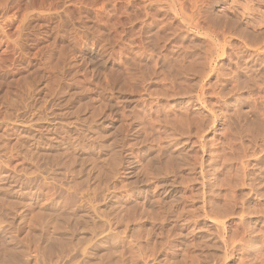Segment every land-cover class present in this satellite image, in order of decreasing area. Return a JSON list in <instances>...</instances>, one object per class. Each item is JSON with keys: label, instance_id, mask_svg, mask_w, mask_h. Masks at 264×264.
<instances>
[{"label": "rangeland", "instance_id": "1", "mask_svg": "<svg viewBox=\"0 0 264 264\" xmlns=\"http://www.w3.org/2000/svg\"><path fill=\"white\" fill-rule=\"evenodd\" d=\"M217 1L207 25L225 14L259 40ZM126 2L0 0V264H264L262 66L241 73L182 28L136 41ZM72 211L86 232L56 225Z\"/></svg>", "mask_w": 264, "mask_h": 264}, {"label": "bare ground", "instance_id": "2", "mask_svg": "<svg viewBox=\"0 0 264 264\" xmlns=\"http://www.w3.org/2000/svg\"><path fill=\"white\" fill-rule=\"evenodd\" d=\"M220 4L222 5H226L227 4V0H218ZM217 1V3H218ZM253 0H246V6L243 7V13H239V5L237 4V0H233L229 6L228 9H232L231 11V15L234 17H238V21H239V25H245V29H251L253 32L256 33V37H259V40H247L244 39L243 36L238 35L234 30H231L228 28V23L230 21V19L225 16V14H223V18L225 19L224 21V25L222 26V28H220L219 30H217V28H213L210 25H207L206 22L207 20H209L210 16H208L209 12V8L211 5V0H127V2L130 3V5H132V3H134V5H137L136 7V11H134V13L130 10L132 7H130V13L132 12V16L131 15H127L126 18L129 21H139L138 23H140V27L138 28L140 31V36L138 37V39L136 41H140L142 43H144L145 41L148 43L153 41L157 42L160 38L164 39L163 41H168L171 40L174 42V40H176L178 37L179 38H183L184 40L189 39L188 37H185V35H181L179 33H177V31L182 28L185 29L184 31H186L187 34H191L192 32L197 34L196 39L198 41H200L203 46L205 47V45H212L213 46V50L215 49V53L212 52V50L210 49V47H208L206 50V47L204 48L206 51L204 52H210L211 57L216 54L218 57H221V59H226L229 56H233L236 61V65H239L240 68V72L242 73V71H246L247 69L250 70V68H253L255 66L261 65V69L264 70V26L261 27V25H258V23H256L254 20H252L250 23V19L248 16L251 15V12L253 11ZM110 2V0H109ZM120 2V1H119ZM124 2V1H123ZM126 2V4H127ZM239 2V1H238ZM259 2V1H258ZM216 3V2H215ZM229 3V2H228ZM252 5H249L251 4ZM257 3V2H256ZM255 3V5H256ZM103 4V3H102ZM133 5V6H134ZM228 7V6H227ZM256 8V7H255ZM134 10V8H133ZM255 11V10H254ZM259 11V10H257ZM129 14V11L128 13ZM253 14V13H252ZM256 14V13H255ZM229 15V14H228ZM81 16V15H80ZM125 16V15H124ZM252 16V15H251ZM254 17V16H253ZM256 17V16H255ZM124 18V17H123ZM240 18H243L242 21L240 20ZM236 19V20H237ZM246 20V21H245ZM262 21V20H261ZM263 22V21H262ZM131 23V22H130ZM133 25V24H132ZM139 25V24H138ZM89 26V25H88ZM134 27V26H133ZM153 29H156L155 31ZM182 31V30H180ZM249 31V30H248ZM138 33V31H136ZM244 32V31H243ZM163 36H160V35ZM126 35V34H125ZM129 35V34H128ZM136 35V33H135ZM180 35V36H179ZM127 37V35H126ZM137 37V36H136ZM135 37V38H136ZM134 38V39H135ZM120 39V38H119ZM146 39V40H145ZM124 40V38H123ZM132 40V39H131ZM130 40V41H131ZM180 40V39H178ZM127 41L129 42V40L127 39ZM182 41V40H181ZM191 41V39H190ZM193 41V40H192ZM232 41H237L236 43H232ZM132 42V41H131ZM185 42V41H184ZM240 42V43H238ZM158 43V42H157ZM187 43V42H186ZM193 43V42H192ZM149 44V43H148ZM151 46L152 43H150ZM200 44V43H199ZM149 46V45H148ZM147 46V47H148ZM181 46V45H180ZM179 46V47H180ZM199 46V45H197ZM211 46V48H212ZM145 47V46H144ZM143 47V48H144ZM155 47V45L153 46V48ZM202 49V46L200 47ZM149 50H151L150 48H148ZM146 49V50H148ZM155 49V48H154ZM186 49V48H185ZM148 50V53H149ZM156 50V49H155ZM152 51V50H151ZM161 51V50H160ZM251 51H257V53H255V55H248L249 52ZM147 52V51H146ZM155 52V51H153ZM158 52V51H157ZM212 52V53H211ZM203 53V52H202ZM151 54V52H150ZM149 54V55H150ZM153 54V53H152ZM161 54V53H160ZM206 54V53H205ZM209 54V53H208ZM209 54V56H210ZM156 55V54H155ZM215 55V56H216ZM161 56V55H160ZM197 56V55H196ZM207 56V55H206ZM149 57V56H148ZM211 57L208 59L209 61L211 60ZM152 58V57H150ZM164 59V58H163ZM231 60V59H230ZM237 65V66H238ZM222 66V65H221ZM226 67V66H225ZM173 69V68H172ZM224 69V68H223ZM228 69V68H227ZM238 73V71H236ZM239 72V73H240ZM260 72V71H259ZM218 73H220L218 71ZM240 73V74H241ZM182 74V73H181ZM233 74V72H232ZM236 74V73H235ZM234 76H228V73L226 75H222V86L223 88H225V86L227 84H229L231 86V91H233V93L236 91L237 88H241L240 86V81L238 82L237 77H239L238 75ZM239 74V75H240ZM263 74V73H262ZM237 78V79H236ZM250 88V87H249ZM203 89V88H202ZM242 89V88H241ZM239 89V90H241ZM237 89V91H239ZM248 90V89H247ZM236 93V92H235ZM225 94V93H224ZM223 94V95H224ZM237 95V94H236ZM150 96V95H149ZM232 96V95H231ZM224 97V96H223ZM157 98V97H156ZM200 97H197L198 102L201 104V101L199 99ZM202 98V97H201ZM204 98V97H203ZM224 99V98H222ZM253 99V98H251ZM255 99V98H254ZM196 100V101H197ZM240 100V99H239ZM195 101V102H196ZM219 101V100H218ZM225 101V100H224ZM194 102V100H193ZM229 103V102H228ZM223 104V103H222ZM157 107V106H156ZM144 111V110H143ZM196 112V111H195ZM197 114V113H196ZM187 116V115H186ZM200 116V115H199ZM52 117V116H49ZM184 117V116H182ZM215 117V116H214ZM53 118V117H52ZM51 118V119H52ZM187 118V117H186ZM195 118V117H194ZM50 119V118H49ZM54 119V118H53ZM52 119V120H53ZM48 120V119H47ZM215 120V119H214ZM221 120V119H220ZM158 121V120H157ZM178 121V120H177ZM194 121V119H193ZM188 122V121H187ZM189 122H192L191 120H189ZM189 122L187 124H189ZM48 123V121H47ZM51 123V122H50ZM49 123V124H50ZM186 123V122H185ZM167 127V126H166ZM52 128V127H51ZM180 128V127H179ZM40 129H42V127H40ZM152 129V128H151ZM44 130H47L44 128ZM49 130V129H48ZM178 130V129H177ZM187 130V129H185ZM192 130V129H191ZM200 131V130H199ZM171 132V131H170ZM147 134V133H146ZM167 135V134H166ZM178 135V134H177ZM149 137V136H148ZM33 139V138H32ZM31 139V140H32ZM46 139V138H45ZM115 142V141H114ZM156 142V141H155ZM162 143V142H161ZM160 144V142H159ZM163 146V145H162ZM159 147V146H157ZM176 148V147H175ZM168 149V148H166ZM183 149V148H182ZM163 150V149H162ZM184 153V152H183ZM165 154V152H164ZM173 154V153H172ZM68 155V154H67ZM111 155V154H110ZM182 155V154H181ZM149 156V155H148ZM171 158V155L169 156ZM180 158V157H179ZM144 159V158H143ZM169 159V158H168ZM152 160V159H151ZM154 160V158H153ZM149 161V160H148ZM185 161V160H184ZM153 162V161H152ZM169 162V160H168ZM161 163V161H160ZM171 163V160L169 162V164ZM153 166V165H151ZM55 167V166H54ZM58 168V167H57ZM81 168V167H80ZM168 169V168H167ZM153 170V169H152ZM157 170V169H156ZM155 170V174L156 171ZM174 170V169H173ZM165 172V171H164ZM134 174V173H133ZM159 174V172H158ZM157 174V175H158ZM173 174V173H172ZM33 175V174H32ZM160 175V174H159ZM171 175V174H170ZM28 176V175H27ZM31 176V175H30ZM73 176V175H72ZM164 176V175H163ZM28 178V177H26ZM43 178V177H42ZM45 178V177H44ZM177 178V177H176ZM31 179V178H30ZM150 179V178H149ZM28 180V179H27ZM29 181V180H28ZM27 181V182H28ZM31 181V180H30ZM29 181V182H30ZM160 181V180H159ZM178 182V181H177ZM70 183V182H68ZM168 184V183H167ZM165 182H162V184L160 185L162 188V195L167 194L169 196V193H172V189L171 188V192L169 189L170 186H168ZM185 184V183H184ZM30 185V184H29ZM183 185V184H182ZM158 187V186H157ZM72 188V187H71ZM31 189V188H30ZM30 191V190H28ZM160 191V190H159ZM31 192V191H30ZM29 194V192H28ZM34 194V192H33ZM147 194V193H146ZM32 195V194H31ZM91 195V194H90ZM157 195V194H156ZM172 195V194H171ZM31 198V197H30ZM157 198V197H156ZM170 198V197H169ZM36 199V198H34ZM83 199V198H82ZM87 202L89 201V198H87ZM113 200V199H112ZM165 200V199H164ZM156 201V200H155ZM92 204V203H91ZM89 205H90V201H89ZM88 205V206H89ZM87 206V205H86ZM91 206V205H90ZM92 207V206H91ZM94 208V207H93ZM92 208V209H93ZM78 209V208H77ZM84 209V208H83ZM86 210V209H85ZM84 210V211H85ZM91 210V209H90ZM94 210V209H93ZM75 211V209H74ZM87 211V210H86ZM71 213V212H70ZM69 215H64V217H59V221L56 222L61 228L59 229H63V230H75V231H79L78 234H80V232H86L87 226L90 224V221H92V216L91 214H89L88 212H82V211H76L73 212ZM68 214V213H67ZM97 214V213H96ZM61 218V219H60ZM96 218V217H95ZM97 219V218H96ZM176 219V218H175ZM178 219V218H177ZM95 220V219H93ZM33 222V220L31 221ZM30 222V223H31ZM96 222V221H95ZM176 222V221H175ZM39 223V222H38ZM55 223V222H54ZM53 223V224H54ZM109 223V222H108ZM37 224V223H36ZM35 224V225H36ZM41 224V222H40ZM45 224V223H44ZM43 224V225H44ZM92 224L94 225V221L92 222ZM33 225V224H32ZM33 225V227L35 226ZM42 225V224H41ZM96 225V224H95ZM110 225V223H109ZM179 225V224H178ZM39 226V225H38ZM91 226V224H90ZM185 226V225H184ZM30 227V226H29ZM33 227H32V231H33ZM37 227V226H35ZM41 227V226H40ZM39 227V228H40ZM94 227V226H93ZM182 227V226H181ZM31 228V227H30ZM29 228V229H30ZM54 228H58V226L54 227ZM92 228V227H89ZM88 228V229H89ZM109 228V227H108ZM107 228V229H108ZM41 229V228H40ZM31 230V229H30ZM62 230V231H63ZM110 230V229H109ZM40 231V230H39ZM67 231V233L69 234V232ZM90 231V230H89ZM64 232V231H63ZM66 232V231H65ZM73 232V231H71ZM88 232V231H87ZM178 232V231H177ZM62 233V232H61ZM10 234V233H9ZM73 234V233H72ZM75 234V233H74ZM84 234V233H83ZM77 235V233H76ZM12 236V235H11ZM10 238V236H7ZM36 236H33V238ZM38 238V237H36ZM35 238V239H36ZM13 238H11L12 240ZM176 239V238H175ZM9 240V239H8ZM32 241H34L33 239H31ZM92 240V239H91ZM181 240V239H180ZM9 242V241H7ZM16 242V241H15ZM86 242V241H85ZM246 242V241H245ZM11 243V242H10ZM91 244L90 242H86ZM59 244V243H58ZM84 244V243H82ZM89 244H86L83 249L81 248L82 252H87V248ZM12 246H14L12 244ZM82 247V245H80ZM135 246V245H134ZM175 246V245H174ZM233 246V245H232ZM90 247V245H89ZM92 247V246H91ZM8 248V247H7ZM139 248V247H138ZM137 248V249H138ZM12 249V247H11ZM74 249V248H73ZM72 249V250H73ZM136 249V248H135ZM174 249V248H173ZM243 249V248H242ZM245 249V248H244ZM10 251V249H8ZM91 250V248H90ZM139 250V249H138ZM89 251V250H88ZM141 252V250H139ZM85 252V253H86ZM139 252V254H140ZM8 254V252H6ZM12 253H13V249H12ZM84 254V253H83ZM184 254V253H183ZM10 254H8L9 256ZM12 255V254H11ZM185 255V254H184ZM241 255V254H240ZM4 256V255H3ZM7 256V255H6ZM5 257V256H4ZM13 257V256H12ZM187 257V256H186ZM187 259V258H186ZM184 260V259H183ZM173 262V261H172ZM172 264V263H171Z\"/></svg>", "mask_w": 264, "mask_h": 264}]
</instances>
